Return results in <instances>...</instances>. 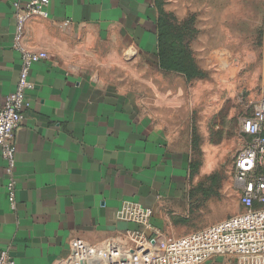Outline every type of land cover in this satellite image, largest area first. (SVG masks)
I'll return each instance as SVG.
<instances>
[{
  "label": "crops",
  "instance_id": "0c3cea01",
  "mask_svg": "<svg viewBox=\"0 0 264 264\" xmlns=\"http://www.w3.org/2000/svg\"><path fill=\"white\" fill-rule=\"evenodd\" d=\"M29 1L0 0V106L16 90L21 69L20 54L13 49L14 4ZM154 2L49 0V17L27 23L25 47L48 57L31 70V106L16 131L15 209L7 199L0 152V250L16 264H66L78 238L101 245L127 231L162 240L194 233L178 236L175 230L187 212L190 160L172 150L156 123L160 114L151 108L141 112L134 97L109 81L107 69L97 74L56 59L83 37L121 43V64L114 68H123L125 53L149 57L157 52ZM124 202L152 209L150 226L118 220ZM205 264L238 262L216 256Z\"/></svg>",
  "mask_w": 264,
  "mask_h": 264
},
{
  "label": "rangeland",
  "instance_id": "374dc122",
  "mask_svg": "<svg viewBox=\"0 0 264 264\" xmlns=\"http://www.w3.org/2000/svg\"><path fill=\"white\" fill-rule=\"evenodd\" d=\"M154 7L157 22L163 17L181 33L201 77L162 70L156 51L125 53L123 68H114L121 43L84 37L56 59L97 74L107 69L109 81L134 97L141 112L160 114L156 123L172 150L190 160L186 217L175 226L183 236L241 212L235 161L250 142L243 124L264 99V0H155Z\"/></svg>",
  "mask_w": 264,
  "mask_h": 264
},
{
  "label": "built area",
  "instance_id": "2783aa9c",
  "mask_svg": "<svg viewBox=\"0 0 264 264\" xmlns=\"http://www.w3.org/2000/svg\"><path fill=\"white\" fill-rule=\"evenodd\" d=\"M49 0L14 4L16 29L13 49L20 54L21 69L16 90L0 106V152L6 163L5 189L12 209L16 208V131L31 106L27 93L34 87L30 73L35 64L47 59L45 52H32L24 45L26 25L33 17H49ZM65 27L69 22H65ZM243 131L249 144L235 161V183L240 193L241 212L207 229L178 239H159L141 230L127 231L115 239L92 245L83 239L71 243L66 264H205L219 257L235 258L238 264H264V99L245 120ZM152 209L124 202L117 219L148 228ZM0 264H16L6 250H0Z\"/></svg>",
  "mask_w": 264,
  "mask_h": 264
},
{
  "label": "trees",
  "instance_id": "16d2710c",
  "mask_svg": "<svg viewBox=\"0 0 264 264\" xmlns=\"http://www.w3.org/2000/svg\"><path fill=\"white\" fill-rule=\"evenodd\" d=\"M157 35V56L162 70L180 73L189 80L201 77L192 52L180 40L183 38L181 33H173L163 17L157 22Z\"/></svg>",
  "mask_w": 264,
  "mask_h": 264
}]
</instances>
